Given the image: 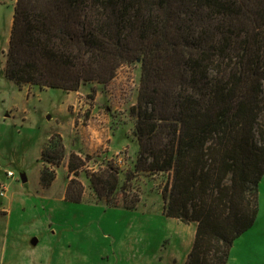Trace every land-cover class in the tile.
Segmentation results:
<instances>
[{"label": "trees", "instance_id": "16d2710c", "mask_svg": "<svg viewBox=\"0 0 264 264\" xmlns=\"http://www.w3.org/2000/svg\"><path fill=\"white\" fill-rule=\"evenodd\" d=\"M135 61L133 170L120 184L107 167L87 175L90 187L110 206L135 208L126 181L168 173L163 214L196 224L183 264H229L256 220L264 175V0H16L4 66L16 85L76 91ZM39 153L48 188L66 156L61 135ZM82 165L69 153L68 172ZM83 190L71 178L65 199L79 202Z\"/></svg>", "mask_w": 264, "mask_h": 264}, {"label": "rangeland", "instance_id": "374dc122", "mask_svg": "<svg viewBox=\"0 0 264 264\" xmlns=\"http://www.w3.org/2000/svg\"><path fill=\"white\" fill-rule=\"evenodd\" d=\"M15 2L0 0V182L6 185V196H0L6 209L0 214L1 264H183L196 224L163 214L168 173L138 172L126 181L127 198H139L135 208L98 199L87 177L113 167L122 184L133 170L138 144L130 108L140 62L122 65L107 83L85 82L76 91L18 86L4 74ZM96 131L101 144L90 140ZM53 132L61 135L66 156L51 186L42 188L39 152ZM71 152L83 165L70 173ZM71 178L83 184L79 202L65 199ZM229 264H264V175L256 220L235 239Z\"/></svg>", "mask_w": 264, "mask_h": 264}, {"label": "crops", "instance_id": "0c3cea01", "mask_svg": "<svg viewBox=\"0 0 264 264\" xmlns=\"http://www.w3.org/2000/svg\"><path fill=\"white\" fill-rule=\"evenodd\" d=\"M89 135L91 136V141H92V143H93V140L94 141H96V144H98V143H100L101 144V141H102V136L100 135V134H98V132L96 131V133H89ZM65 148H66V146H65ZM77 153V152H76ZM80 154V153H79ZM6 194V193H5ZM3 195L2 197H5L6 195ZM0 214L1 215H4V214H6V209L5 208H3L2 206H0ZM3 261V259L1 258V255H0V264H1V262Z\"/></svg>", "mask_w": 264, "mask_h": 264}, {"label": "built area", "instance_id": "2783aa9c", "mask_svg": "<svg viewBox=\"0 0 264 264\" xmlns=\"http://www.w3.org/2000/svg\"><path fill=\"white\" fill-rule=\"evenodd\" d=\"M8 177L13 178L15 176L14 172L12 171H7L6 174ZM6 193V185L3 182H0V196H3Z\"/></svg>", "mask_w": 264, "mask_h": 264}, {"label": "water", "instance_id": "95a60500", "mask_svg": "<svg viewBox=\"0 0 264 264\" xmlns=\"http://www.w3.org/2000/svg\"><path fill=\"white\" fill-rule=\"evenodd\" d=\"M20 179L22 182H25L26 181V175L24 173H21L20 174ZM36 242V240L34 241V243Z\"/></svg>", "mask_w": 264, "mask_h": 264}]
</instances>
